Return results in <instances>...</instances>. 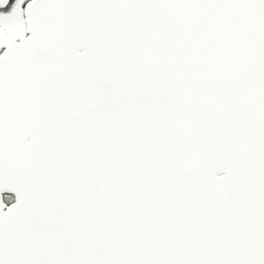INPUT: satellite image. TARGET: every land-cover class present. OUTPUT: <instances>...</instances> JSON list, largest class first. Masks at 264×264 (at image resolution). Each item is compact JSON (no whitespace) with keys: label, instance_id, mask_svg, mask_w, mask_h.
<instances>
[{"label":"snow or ice","instance_id":"1","mask_svg":"<svg viewBox=\"0 0 264 264\" xmlns=\"http://www.w3.org/2000/svg\"><path fill=\"white\" fill-rule=\"evenodd\" d=\"M0 264H264V0H0Z\"/></svg>","mask_w":264,"mask_h":264}]
</instances>
